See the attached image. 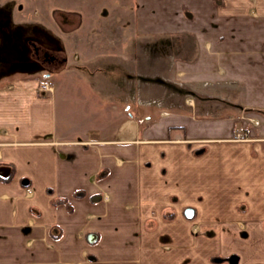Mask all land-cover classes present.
Segmentation results:
<instances>
[{"label": "crops", "instance_id": "crops-1", "mask_svg": "<svg viewBox=\"0 0 264 264\" xmlns=\"http://www.w3.org/2000/svg\"><path fill=\"white\" fill-rule=\"evenodd\" d=\"M53 1L0 0V27L9 10L12 26L53 39L25 36L21 60L0 30V177L13 174L0 180V264H264V143L249 121L264 123V0H116L133 34L94 39L80 17L92 5ZM133 37L193 42L175 65L184 109L137 106L109 135L62 131L59 99L40 83L87 42L116 56ZM29 40L60 67L40 65ZM113 74L98 89L115 90Z\"/></svg>", "mask_w": 264, "mask_h": 264}, {"label": "rangeland", "instance_id": "rangeland-1", "mask_svg": "<svg viewBox=\"0 0 264 264\" xmlns=\"http://www.w3.org/2000/svg\"><path fill=\"white\" fill-rule=\"evenodd\" d=\"M60 1L54 0L53 4L59 6ZM74 1L76 2L69 0L70 3ZM83 5L87 7L92 5L95 8L91 6L85 14L80 13V17L82 16L80 19L85 26L82 32L89 34L91 38L101 37L108 32H120L122 28L124 30L127 28L128 34L132 33L130 19L126 16H123L125 19L122 18L127 8L119 1L86 0ZM1 11L6 13V22L0 27L1 36L3 39H7L8 36L12 40L4 46L15 58L26 60L29 50L26 48L28 40L25 36L38 35L37 39L39 36H46L48 40H53L45 31L37 27L30 29L27 26H12L9 10ZM74 18L76 19L73 21L74 24H78L76 21L79 17L74 15ZM54 21L59 25L56 17ZM72 27L74 26H70ZM61 30L62 27L59 25L57 31L61 32ZM57 31L51 33L56 35ZM99 43H85L87 56H75L71 58L66 70L57 75L51 74V83L53 85L57 83L53 96L59 99L60 110L64 112L60 114L62 131H67L78 138L83 137L85 132L101 129L109 135L128 112L137 106L140 111L152 110L154 106L168 112L184 109L186 100L190 98L189 90L183 85L180 78L182 76L176 72L175 65L179 60L189 59L192 55L194 44L188 37L151 38L144 41L133 37L132 48L130 46L124 51L119 48L116 56L115 51L109 52L110 49L97 54ZM110 72L115 75L113 83L116 89L105 91L98 89L96 86L98 84L109 85L107 81ZM249 121L255 129V138L264 143V123L256 117ZM235 139L249 140L248 133H238ZM164 218L172 220L174 215Z\"/></svg>", "mask_w": 264, "mask_h": 264}, {"label": "flooded vegetation", "instance_id": "flooded-vegetation-1", "mask_svg": "<svg viewBox=\"0 0 264 264\" xmlns=\"http://www.w3.org/2000/svg\"><path fill=\"white\" fill-rule=\"evenodd\" d=\"M33 58L42 66L48 67L51 71L60 67L64 57L57 52H51L42 45L35 44V41L29 40Z\"/></svg>", "mask_w": 264, "mask_h": 264}, {"label": "built area", "instance_id": "built-area-1", "mask_svg": "<svg viewBox=\"0 0 264 264\" xmlns=\"http://www.w3.org/2000/svg\"><path fill=\"white\" fill-rule=\"evenodd\" d=\"M55 87L51 83V79L48 77L45 81L41 82L39 85V90L41 92H49L52 93L54 91ZM30 191V189H28Z\"/></svg>", "mask_w": 264, "mask_h": 264}, {"label": "trees", "instance_id": "trees-1", "mask_svg": "<svg viewBox=\"0 0 264 264\" xmlns=\"http://www.w3.org/2000/svg\"><path fill=\"white\" fill-rule=\"evenodd\" d=\"M12 177H13V174H11V175H10L9 177H7V178H2V177H0V180H2V181H10V180L12 179ZM54 204H66V205H69L68 201L65 200V199L57 200V201L54 202ZM165 217H167V215H165Z\"/></svg>", "mask_w": 264, "mask_h": 264}, {"label": "water", "instance_id": "water-1", "mask_svg": "<svg viewBox=\"0 0 264 264\" xmlns=\"http://www.w3.org/2000/svg\"><path fill=\"white\" fill-rule=\"evenodd\" d=\"M188 213L192 214L193 211H192V210H189ZM93 237H95V235H90L89 239H91V238H93Z\"/></svg>", "mask_w": 264, "mask_h": 264}]
</instances>
